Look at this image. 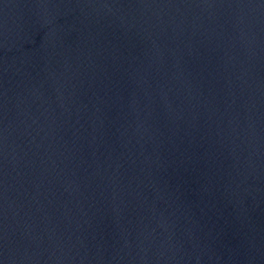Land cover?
Instances as JSON below:
<instances>
[{"label": "water", "instance_id": "1", "mask_svg": "<svg viewBox=\"0 0 264 264\" xmlns=\"http://www.w3.org/2000/svg\"><path fill=\"white\" fill-rule=\"evenodd\" d=\"M0 264H264V0H0Z\"/></svg>", "mask_w": 264, "mask_h": 264}]
</instances>
